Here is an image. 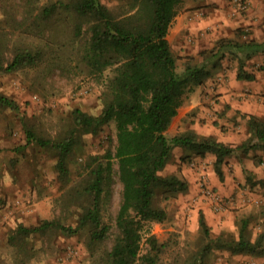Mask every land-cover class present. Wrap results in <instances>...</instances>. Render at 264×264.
Listing matches in <instances>:
<instances>
[{
    "label": "trees",
    "instance_id": "obj_1",
    "mask_svg": "<svg viewBox=\"0 0 264 264\" xmlns=\"http://www.w3.org/2000/svg\"><path fill=\"white\" fill-rule=\"evenodd\" d=\"M181 1L119 0L108 6L101 0H55L41 8L38 18L42 22L36 28L40 34H49L44 45L53 53L50 60L91 77L100 87L102 106L96 114L73 108L70 124L59 136L42 135L33 126L23 124L26 144L35 141L56 151L58 177L67 183L61 202L72 206L70 212L75 220L54 217L32 226L20 223L15 229L19 239L50 228L66 235L84 231L91 264H165L160 259L163 242L151 232L150 223L162 222L168 216L159 200L189 189L184 176L162 172L174 148L180 146L184 158L213 154V169L221 180L227 157L237 149L264 150V117L255 114L247 115L248 139L236 146L192 129L167 134L184 94L196 86L205 87L222 61L236 59V77L252 79V73L245 69L246 60L264 52V42L243 39L241 35H248L249 31L239 27L235 38L220 37L198 56L186 55L178 68L177 53L167 32ZM59 30L61 39L56 37ZM3 48L0 69L7 72L35 66L44 58L42 48L30 47L28 43L9 48L8 57ZM64 49H68L66 59L58 53ZM0 104L19 107L4 94H0ZM109 124L114 125L115 132L112 147L103 153L86 154L78 165V176L68 180L69 156L80 135H96ZM116 182L121 188L112 214ZM197 222L203 235L202 246L194 256L199 261L213 247L232 254L264 255V232L252 238L245 220L239 225L237 238L212 236L201 211ZM144 242L147 247L142 251ZM23 252L28 253L20 242L19 253Z\"/></svg>",
    "mask_w": 264,
    "mask_h": 264
},
{
    "label": "rangeland",
    "instance_id": "obj_2",
    "mask_svg": "<svg viewBox=\"0 0 264 264\" xmlns=\"http://www.w3.org/2000/svg\"><path fill=\"white\" fill-rule=\"evenodd\" d=\"M53 1L55 0H0V48L5 45L3 48L5 56H9V48L22 42L28 43L30 47L42 48L44 55L42 61L35 66H22L10 72L0 69V94L11 97L19 105L14 109L0 104V264H91L92 260L85 246L84 231L66 235L58 229L50 228L45 233L33 232L19 239L15 230L20 223L32 226L44 218L59 217L67 221L75 220V216L70 212L72 206L66 207L61 202L67 183L58 177L55 167L56 151L35 141L26 144L23 124L33 126L39 134L59 136L70 124L73 108L78 107L96 114L102 106L98 97L100 87L91 77L77 70L74 71L71 66L63 63L62 66H58L50 60L53 53L46 50L44 45L45 38L49 34H40L36 27L42 22L38 18L41 8ZM101 1L108 6L119 2V0ZM182 2L192 6L197 3L196 0H182ZM252 28L244 26L243 31L252 32ZM56 37L62 38L61 30L57 32ZM58 53L66 59L68 49ZM184 57L177 54L178 68L183 64ZM257 61L260 64H257ZM262 62L264 57L259 56L256 62L253 60L246 63V68L258 69L264 66ZM224 66L227 70H231L237 67V60L228 58L224 61ZM217 77L216 75L213 83L218 81ZM197 87L199 86L184 94L183 99L186 104L198 101ZM215 89L206 91L202 104L193 106L185 113L177 124V129L180 125L194 126L196 120L200 126L206 121L212 124L214 119L217 123L222 122V113L217 114L218 110H215L218 102ZM249 91L243 88L244 94ZM247 95H244L245 98H248ZM255 95L258 96L257 99L262 97L264 101V89ZM195 107H198L197 110ZM228 111L234 113L231 108ZM230 125L231 131L239 130V124L234 122ZM114 133V125L109 124L96 135L90 133L80 135L69 156L68 180L78 176L76 174L78 165L86 154L103 153L107 147H112ZM177 149L174 150L162 172L176 173L186 178L184 174L187 173L181 167L185 162L192 178L188 180L189 189L185 193L159 200L165 205L168 216L162 222L150 223L151 232L163 242L160 252L161 261L165 264H264V255L242 252L232 254L228 250L215 247L201 261L194 258L203 242V235L197 222L199 211L204 213L212 236L223 234L237 238L239 225L245 220L248 223L246 231L253 238L259 232H264V199L257 195L246 197L248 193H244L247 190L246 184L242 185L241 182L238 183V187H231L229 191L221 193L211 184L210 168L213 166L208 155L184 158V150ZM232 158H227V169L233 167ZM199 161H204L203 173L208 186L221 197L222 210H216L209 197L201 195L197 169ZM257 161L264 166L263 158H257ZM235 178L233 176V179ZM261 179L263 183H257L263 188L264 195V178ZM257 183L255 185L251 183L254 188L250 186L249 192L258 194ZM120 188V183L116 182L110 207L112 214L115 213L118 205ZM20 242L28 253H19ZM146 247L144 242L142 251Z\"/></svg>",
    "mask_w": 264,
    "mask_h": 264
},
{
    "label": "crops",
    "instance_id": "obj_3",
    "mask_svg": "<svg viewBox=\"0 0 264 264\" xmlns=\"http://www.w3.org/2000/svg\"><path fill=\"white\" fill-rule=\"evenodd\" d=\"M196 1L197 3L194 6L184 4L181 1L178 11L168 29L167 39L177 54L181 56L193 55L196 57L201 50L209 46L212 47L220 37L235 38L237 28L242 27L243 29L244 26L249 28L250 26L253 27V31L249 32L248 35H244L243 33L241 35L243 39L248 37L253 39V41L264 42V0H250V8L247 11L241 12H235L233 10V0ZM263 54L264 52L254 54L250 59L246 60V63L248 64L253 60L256 62L257 57H264ZM262 63L264 64V62ZM247 64H245V69L252 73L253 78L239 79L236 77L237 67L227 70L224 66V61H222L221 66L214 73L213 78L207 81V85L205 87L200 85L197 87L196 91H199L198 101L186 104L183 99L182 104L178 107L177 113L173 116L167 128V134L173 135L187 129H192L197 134L213 136L232 146L239 145L243 141H246L249 137L246 123L247 115L255 114L264 117V101L261 99L262 97L257 99V95H255V93L263 91L264 89V69L262 67H260L262 70L260 68L255 70H252V68L247 69ZM257 64H260V62L257 61ZM216 75L218 76V81L213 83ZM212 88H216L215 93H217L216 98L218 102L215 110H218L217 114L222 113V122L217 123V120L214 119L212 124L206 121L204 125L200 126V123L196 120L194 126L180 125L177 129L176 126L183 119L185 113L193 108V106L202 104L204 94ZM243 88L245 90H250L249 93H247L248 95L250 94L249 96L243 93ZM244 95H247L248 98H245ZM230 108L231 110L233 109L234 113L228 111ZM209 115H211V113H209ZM234 122L239 124V130L235 132L230 129L232 128L230 124ZM176 148L182 150L180 146H176L174 150ZM235 152V157L232 158L234 154L227 157H231V160H233L232 169H227L226 162L223 165L222 180L219 179L213 167L210 168V172H212L210 173L211 184L217 187L221 193H224L229 191L231 187H238V183L241 182L242 185L246 184L247 190L244 191V193L248 192L246 197L252 195L255 197V195H257L263 200V188L257 182L263 183V179L261 178H264V166L262 163L261 165L259 164L260 162L257 161V158L264 159V150L251 148L247 151L237 149ZM206 155L211 159L213 166L214 155L210 153ZM181 167L187 173L184 174L187 180L190 181L192 174L185 166V162ZM233 176H235L237 180L233 179ZM236 181L237 183H235ZM251 183L252 185L256 183L259 184V188H257L258 194L249 192L251 190L250 186H252ZM243 197H245V195H243Z\"/></svg>",
    "mask_w": 264,
    "mask_h": 264
},
{
    "label": "built area",
    "instance_id": "obj_4",
    "mask_svg": "<svg viewBox=\"0 0 264 264\" xmlns=\"http://www.w3.org/2000/svg\"><path fill=\"white\" fill-rule=\"evenodd\" d=\"M233 1H234L233 10L235 12L247 10L250 4L249 0H233ZM204 167H205L204 161L202 162L199 161L197 165V169L199 173V183L198 184H199L200 192L202 193L201 195L208 196L211 202L213 203V207L216 210H222L223 202L221 201V197L217 192L212 191V189L208 186L206 176L203 173Z\"/></svg>",
    "mask_w": 264,
    "mask_h": 264
}]
</instances>
